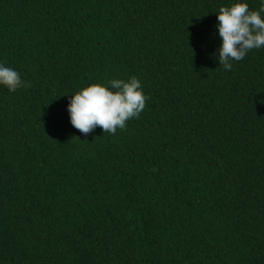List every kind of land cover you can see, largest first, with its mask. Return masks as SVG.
<instances>
[{"label": "trees", "instance_id": "trees-1", "mask_svg": "<svg viewBox=\"0 0 264 264\" xmlns=\"http://www.w3.org/2000/svg\"><path fill=\"white\" fill-rule=\"evenodd\" d=\"M0 264H264V0H0Z\"/></svg>", "mask_w": 264, "mask_h": 264}]
</instances>
